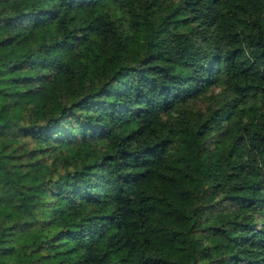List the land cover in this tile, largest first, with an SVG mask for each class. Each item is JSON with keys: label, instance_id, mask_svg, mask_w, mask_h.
Listing matches in <instances>:
<instances>
[{"label": "trees", "instance_id": "obj_1", "mask_svg": "<svg viewBox=\"0 0 264 264\" xmlns=\"http://www.w3.org/2000/svg\"><path fill=\"white\" fill-rule=\"evenodd\" d=\"M0 264H264V0H0Z\"/></svg>", "mask_w": 264, "mask_h": 264}, {"label": "rangeland", "instance_id": "obj_2", "mask_svg": "<svg viewBox=\"0 0 264 264\" xmlns=\"http://www.w3.org/2000/svg\"><path fill=\"white\" fill-rule=\"evenodd\" d=\"M3 100H4L3 98H0V104L3 102Z\"/></svg>", "mask_w": 264, "mask_h": 264}]
</instances>
